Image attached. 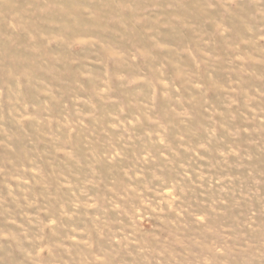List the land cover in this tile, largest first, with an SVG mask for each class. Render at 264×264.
I'll use <instances>...</instances> for the list:
<instances>
[{
	"label": "rangeland",
	"instance_id": "obj_1",
	"mask_svg": "<svg viewBox=\"0 0 264 264\" xmlns=\"http://www.w3.org/2000/svg\"><path fill=\"white\" fill-rule=\"evenodd\" d=\"M0 264H264V0H0Z\"/></svg>",
	"mask_w": 264,
	"mask_h": 264
}]
</instances>
